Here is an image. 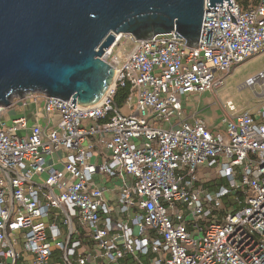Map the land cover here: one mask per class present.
I'll return each mask as SVG.
<instances>
[{"label": "built area", "instance_id": "2783aa9c", "mask_svg": "<svg viewBox=\"0 0 264 264\" xmlns=\"http://www.w3.org/2000/svg\"><path fill=\"white\" fill-rule=\"evenodd\" d=\"M231 1H206L198 46L177 31L117 35L101 57L117 74L94 106L19 98L58 116L52 128L9 124L0 106V264H53L55 248L61 264H264V101L215 131L183 117L182 96L216 92L264 50V0ZM121 42L136 45L124 63ZM119 86L130 89L120 107Z\"/></svg>", "mask_w": 264, "mask_h": 264}, {"label": "water", "instance_id": "95a60500", "mask_svg": "<svg viewBox=\"0 0 264 264\" xmlns=\"http://www.w3.org/2000/svg\"><path fill=\"white\" fill-rule=\"evenodd\" d=\"M206 1L210 9L233 7L231 0H0V106L30 93L96 105L117 74L101 58L117 35L177 31L198 46Z\"/></svg>", "mask_w": 264, "mask_h": 264}, {"label": "rangeland", "instance_id": "374dc122", "mask_svg": "<svg viewBox=\"0 0 264 264\" xmlns=\"http://www.w3.org/2000/svg\"><path fill=\"white\" fill-rule=\"evenodd\" d=\"M136 45L132 42H121L115 49L121 62L127 60L128 53L131 52ZM264 73V50L249 57L240 64L234 65L228 75L225 77L222 87L216 92H206L201 94H186L182 96L183 117L196 113L197 117L205 121L211 131H215L225 114L232 115L242 114L247 111L256 113L264 101V82L254 85L247 84L250 78H255ZM218 106H215L214 101ZM234 110L230 109V106ZM259 116V115H258ZM90 122H84L83 127L88 128ZM207 174L209 171H202L201 175ZM218 184L227 183L226 179L218 176L211 178Z\"/></svg>", "mask_w": 264, "mask_h": 264}, {"label": "crops", "instance_id": "0c3cea01", "mask_svg": "<svg viewBox=\"0 0 264 264\" xmlns=\"http://www.w3.org/2000/svg\"><path fill=\"white\" fill-rule=\"evenodd\" d=\"M215 106H218L217 101H214ZM20 116H26L29 122V125L32 126L35 123H39L40 125L43 126H48L49 128H52V124L56 123L59 119L58 116H54L52 119L49 120V117L43 110L42 108V102H29L27 105L23 104V102L19 98H15L13 100L12 105L8 109V111L4 115V121L9 123ZM189 119H194L197 118V114L192 111V115L188 117ZM221 123V122H220ZM219 126V125H218ZM49 158V162H51ZM60 167V166H58ZM80 234H84V231L80 229ZM25 256H28V254L25 253ZM60 256V251L58 249H54V257L52 259L53 264H61L59 260ZM30 257V256H28ZM25 262H28L25 260ZM127 263H132L131 259L127 260ZM143 264H150L149 258H145L143 260Z\"/></svg>", "mask_w": 264, "mask_h": 264}, {"label": "trees", "instance_id": "16d2710c", "mask_svg": "<svg viewBox=\"0 0 264 264\" xmlns=\"http://www.w3.org/2000/svg\"><path fill=\"white\" fill-rule=\"evenodd\" d=\"M236 2L240 5L242 10H247V9L257 6L261 2V0H236ZM129 90L130 89L128 86L126 87L119 86L117 88L116 95H115V104L117 106L120 107L124 105L129 95Z\"/></svg>", "mask_w": 264, "mask_h": 264}]
</instances>
